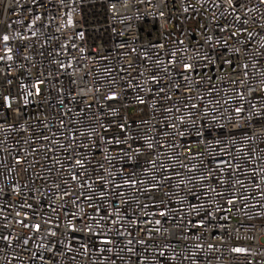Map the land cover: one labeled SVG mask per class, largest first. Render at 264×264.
<instances>
[{
    "label": "built area",
    "instance_id": "2783aa9c",
    "mask_svg": "<svg viewBox=\"0 0 264 264\" xmlns=\"http://www.w3.org/2000/svg\"><path fill=\"white\" fill-rule=\"evenodd\" d=\"M0 264H264V0H0Z\"/></svg>",
    "mask_w": 264,
    "mask_h": 264
},
{
    "label": "snow or ice",
    "instance_id": "6c2138e0",
    "mask_svg": "<svg viewBox=\"0 0 264 264\" xmlns=\"http://www.w3.org/2000/svg\"><path fill=\"white\" fill-rule=\"evenodd\" d=\"M4 39H7V37H5Z\"/></svg>",
    "mask_w": 264,
    "mask_h": 264
}]
</instances>
